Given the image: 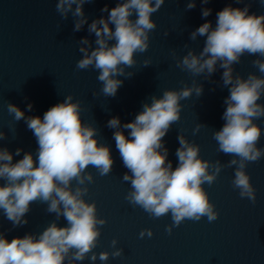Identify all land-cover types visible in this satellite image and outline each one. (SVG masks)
<instances>
[{
	"label": "clouds",
	"instance_id": "obj_1",
	"mask_svg": "<svg viewBox=\"0 0 264 264\" xmlns=\"http://www.w3.org/2000/svg\"><path fill=\"white\" fill-rule=\"evenodd\" d=\"M92 0H58L56 11L61 19L71 13L75 19L74 31H80L87 23L83 5ZM209 0H201L207 4ZM239 2V0H237ZM264 3V0H261ZM165 0H120L107 18H99L88 25V32L94 34L96 47L85 37L80 40L82 58L76 63L78 70L90 67L98 70V81L102 82L101 92L105 97H114L123 81L118 76H131L126 68L136 64L134 55L144 53L149 48V33L156 29L151 19ZM75 5V8L73 6ZM195 7V0H189L187 9ZM135 14L136 19H131ZM211 9L202 10V17H208ZM114 25V31L110 27ZM168 33H166L167 35ZM206 37L199 54L189 50L177 67L191 73L210 77L217 64L224 69L223 86L229 87L225 99V121L219 131L213 132L219 153L231 155L227 167H235L232 185L239 189L241 198L256 202V190L245 171L248 163L264 157V148H258L262 130L254 120L264 117V104L258 103L264 97V76L250 73L247 78L233 75V65L240 63L245 54L264 58V15L249 14L248 6L243 9L227 6L217 13L216 26L205 22L190 34V39ZM110 41L115 43L110 44ZM187 47V46H185ZM150 60L144 61V66ZM254 67L264 74V59L252 61ZM193 93L202 95L203 86L194 80L191 87L180 90H164L162 96L151 97V103H144L143 110L131 122L121 125L119 117H112L107 126L115 129L113 139L128 169L122 179L130 182L131 191L125 197L133 205H138L154 218L171 213L173 224L166 227L171 234L185 219L199 221L207 217L209 222L218 218L214 204L210 201L203 185H212L225 165L219 160L210 162L199 156L200 147L183 135L177 139L178 164L173 169L167 159L168 149L163 137L171 126L181 118V101ZM95 95V93H94ZM8 112L14 119L25 120L27 127L36 137L38 150L36 159L28 152L13 163V154L7 148H0V209L14 226L28 223L25 219L33 202L47 204L46 211L54 213L56 220L63 217L67 226H58L52 221L41 233L26 234L9 241L0 234V264H65L67 259L83 261L97 246L101 235L99 226L106 220L97 217L95 202L89 203L84 197L88 193L87 184L93 182L89 166L100 176L112 171L113 158L109 146L98 142V130L81 118L80 101L73 102L68 95L63 102L48 109L43 118L26 117L18 106L9 103ZM32 105H28V110ZM202 124H197L193 134L199 132ZM121 129L130 130L128 136ZM0 139L4 134L0 132ZM16 149L15 155H20ZM211 169V171H210ZM76 181L73 189L72 182ZM153 235L151 229H144L140 237ZM118 241L113 239L111 247L115 251L99 253L101 261L111 255L120 257L123 249L116 248ZM92 261L97 254L92 252Z\"/></svg>",
	"mask_w": 264,
	"mask_h": 264
},
{
	"label": "water",
	"instance_id": "obj_2",
	"mask_svg": "<svg viewBox=\"0 0 264 264\" xmlns=\"http://www.w3.org/2000/svg\"><path fill=\"white\" fill-rule=\"evenodd\" d=\"M58 0H0V148H7L13 154V163L32 153L34 160L38 143L24 119L16 121L8 112L9 103L18 106L25 116H40L52 106L72 95L73 102L80 101L81 118L97 130L100 144L109 146L113 158L112 171L100 176L91 166L87 169L93 175V182L87 184L88 193L84 199L95 202L97 217L106 220L99 226L101 235L92 250L97 259H90L92 252L83 261L71 264H264V157L248 163L245 171L256 190V202L241 198L239 189L232 185L235 167H227L234 157L217 151L218 144L213 132L219 131L225 121L224 103L229 96V87L223 86L224 69L217 64V70L207 77L193 76L177 67V62L189 50L199 54L206 37L190 39V34L205 22L216 26L217 13L227 6L249 8V14L264 15L261 0H209L207 4L195 0V7L188 10L189 0H165L162 7L153 13L155 30L149 33V48L144 53H136V64L126 68L129 77L118 76L123 81L114 97H105L101 92L102 82L98 81V70L90 67L78 70L76 63L82 58L79 48L82 38H87L95 48L96 37L88 32V25L99 18H107L109 11L120 0H92L83 5L87 23L80 31H74L76 18L71 13L61 19L56 11ZM75 8V5L73 6ZM211 9L208 17H202V10ZM131 19H136L135 14ZM113 29L115 26L110 25ZM166 33H168L166 35ZM110 44L115 41H110ZM187 46V47H185ZM264 59L258 55L245 54L240 63L233 65V75L247 78L250 73L264 76L252 61ZM150 64L144 66V61ZM203 86L199 97L195 93L181 101V118L174 123L163 137L168 149L167 159L173 169L178 164L176 150L180 146L178 135L183 134L191 143L200 147L199 156L210 162L219 160L225 165L212 185L205 183V191L218 212V218L209 222L207 217L199 221L185 219L171 234L166 227L173 224L171 213L159 218L152 217L138 205L125 199L131 191L130 182L123 181L128 172L116 148L113 132L107 126L112 117H119L121 125L131 122L143 110L144 103H151V97L162 96L164 90H180L191 87L192 82ZM95 93V95H94ZM264 104V97L258 101ZM32 109L28 110V105ZM261 127L262 135L258 148H264V117L254 120ZM197 124H202L199 132L193 134ZM128 136L130 130L121 129ZM20 155H15L16 149ZM211 171V169H210ZM4 183L0 180V185ZM73 189L76 181L72 182ZM47 204L40 201L30 205L25 219L28 223L14 226L0 209V234L9 241L26 234L38 235L52 221L58 226H67L61 217L56 220L54 213L46 211ZM144 229H151L153 235L140 237ZM118 241L116 248L123 249L120 257L111 255L107 261L99 259V253L115 251L111 241ZM65 264H70L66 259Z\"/></svg>",
	"mask_w": 264,
	"mask_h": 264
}]
</instances>
